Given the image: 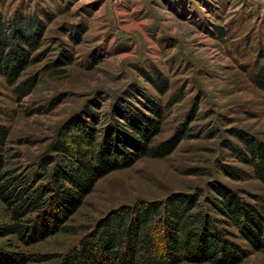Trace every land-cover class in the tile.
Returning <instances> with one entry per match:
<instances>
[{"label": "rangeland", "instance_id": "rangeland-1", "mask_svg": "<svg viewBox=\"0 0 264 264\" xmlns=\"http://www.w3.org/2000/svg\"><path fill=\"white\" fill-rule=\"evenodd\" d=\"M0 16L8 25L25 17L40 26L17 83L0 74L11 176H31L33 189L46 185L35 164L62 126L79 120L103 133L111 108L126 96L146 117L145 104L158 108L152 145L179 139L169 155L101 178L67 223L43 229L39 215L29 237L0 238V248L30 255L28 264H52L112 209L179 192L203 199L215 184L255 207L264 222V185L226 148L239 146L234 131L264 145V92L251 82L255 64L264 66V0H0ZM30 79L34 87L20 98L17 87ZM225 167L251 176L233 180ZM0 223H9L1 204ZM235 242L248 253L240 264H264V251Z\"/></svg>", "mask_w": 264, "mask_h": 264}, {"label": "trees", "instance_id": "trees-1", "mask_svg": "<svg viewBox=\"0 0 264 264\" xmlns=\"http://www.w3.org/2000/svg\"><path fill=\"white\" fill-rule=\"evenodd\" d=\"M39 36L38 21L17 17L8 25L0 16V74L12 84L29 64ZM251 82L264 92V66L255 64ZM33 87L30 79L16 91L23 98ZM126 97L111 108L109 126L103 133L95 123L67 121L41 162L35 164L33 173L40 170L37 177L45 179L46 185L34 189L29 185L31 176H11L6 170L8 130L0 124V204L9 218V223H0V238L25 239L40 221L43 229L44 224L67 223L101 178L143 158H163L175 149L176 137L152 145L157 132L154 118L159 117L155 104L144 105L152 115L149 118L134 109ZM89 116L96 120L90 111ZM233 136L239 146L228 143L226 148L264 185V145L241 132L234 131ZM224 169L236 181L251 176L234 167ZM211 191L213 195L203 199L201 193L179 192L164 200H137L112 209L52 264H240L248 253L236 244L237 238L252 251H264V222L256 208L220 184L213 185ZM60 227L58 233L64 229ZM30 261V255L0 248V264Z\"/></svg>", "mask_w": 264, "mask_h": 264}]
</instances>
